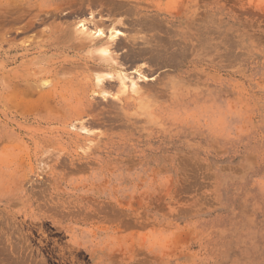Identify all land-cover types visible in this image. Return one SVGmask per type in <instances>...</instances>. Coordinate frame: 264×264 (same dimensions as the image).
Wrapping results in <instances>:
<instances>
[{"label":"rangeland","instance_id":"obj_1","mask_svg":"<svg viewBox=\"0 0 264 264\" xmlns=\"http://www.w3.org/2000/svg\"><path fill=\"white\" fill-rule=\"evenodd\" d=\"M0 264H264V0H0Z\"/></svg>","mask_w":264,"mask_h":264},{"label":"bare ground","instance_id":"obj_2","mask_svg":"<svg viewBox=\"0 0 264 264\" xmlns=\"http://www.w3.org/2000/svg\"><path fill=\"white\" fill-rule=\"evenodd\" d=\"M125 12V11H124ZM140 19V18H139ZM140 21V20H139ZM139 21H133L132 22V24H135V25H137L138 23H139ZM79 28H81V30H83V31H85V32H87V31H89L88 30V27L86 26V25H84V24H79V26H78ZM166 31H168V30H166ZM90 32H92V31H90ZM89 32V33H90ZM88 33V34H89ZM83 34V33H82ZM117 34L118 35H115V34H113L114 36H112L113 37V40H112V47H114L115 48V50L116 51H120V58H121V60L122 61H124V62H133L132 60L134 59L135 60V58L136 57H141V56H144V55H147V54H152V52L154 51V49H152V48H148V47H141L143 44H141V43H139V42H136V39L135 38H132V37H123V33L122 32H119L118 33V31H117ZM169 34V33H168ZM167 34V35H168ZM171 34V33H170ZM91 35H93V39L94 38H97L98 40H96L95 41V44L98 42V43H100V41H103V38H104V35L100 32V31H96V32H92V34ZM175 35V34H174ZM170 37V36H169ZM88 38V39H87ZM172 38H173V35H172ZM92 39V40H93ZM88 40H90V42H91V37H86L85 39H84V43H82L83 44V46H85V47H87V46H89L90 44H89V41ZM80 41V40H79ZM86 41V42H85ZM173 41V40H172ZM81 42V41H80ZM93 42V41H92ZM106 42V41H105ZM94 43V42H93ZM172 44L173 45H176L177 46V40L176 41H174V42H172ZM181 44H182V42H181ZM92 45V44H91ZM111 45V44H110ZM145 45V44H144ZM185 45V44H184ZM175 46V47H176ZM181 46V45H180ZM174 47V46H173ZM184 46H182V48H183ZM171 48V47H170ZM177 48V47H176ZM178 48H181V47H178ZM158 50V49H157ZM157 50H155L154 52H156ZM172 50V49H171ZM182 50V49H181ZM176 51H178V50H174V52H176ZM157 53V52H156ZM181 53V52H180ZM175 54V53H174ZM176 54H178V53H176ZM175 54V55H176ZM154 55V54H153ZM153 55H151L150 57H152ZM156 55V54H155ZM159 54L157 53V56H158ZM154 57V56H153ZM153 57H152V59H153ZM156 57V56H155ZM133 58V59H132ZM158 58H159V56H158ZM149 60H151L150 58H148ZM155 59V58H154ZM154 59H153V62H154ZM156 60H157V58H156ZM158 62H159V60H157ZM166 61V60H165ZM150 62H152V61H150ZM86 64H89V65H91L92 67H101L102 65L101 64H99V63H95V62H91V61H89V60H87L86 59ZM128 64V63H127ZM133 64V63H132ZM155 64H156V62H155ZM154 65V64H153ZM156 65H161V66H165V65H169L167 62H161V64L159 63V64H156ZM175 65V64H174ZM170 66V65H169ZM130 69V68H129ZM144 78H146V77H144ZM149 80H153L151 77H150V79ZM159 82H160V80H158ZM104 83V81H102V84ZM157 85H158V83H157ZM165 85V84H164ZM101 87H99V89H97V88H95L97 91H100V90H102V85H100ZM158 86H160V85H158ZM119 100L120 101H122L123 99H121V98H119Z\"/></svg>","mask_w":264,"mask_h":264}]
</instances>
